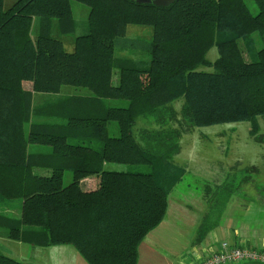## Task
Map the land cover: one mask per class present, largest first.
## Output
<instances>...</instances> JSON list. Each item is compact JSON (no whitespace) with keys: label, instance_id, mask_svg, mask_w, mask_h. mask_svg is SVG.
Instances as JSON below:
<instances>
[{"label":"trees","instance_id":"obj_1","mask_svg":"<svg viewBox=\"0 0 264 264\" xmlns=\"http://www.w3.org/2000/svg\"><path fill=\"white\" fill-rule=\"evenodd\" d=\"M72 1L88 14L86 32L67 52L61 38L77 29ZM4 2L0 236L39 248L70 246L87 264H137L139 245L165 219L185 174L174 162L183 135L248 122L264 144V0H252L256 14L245 0ZM129 25L150 28V39L127 37ZM65 86L88 94L61 95ZM139 119L151 128L136 130ZM89 178L95 186L83 188ZM210 220L212 212L197 241L213 228ZM0 264L24 263L0 253Z\"/></svg>","mask_w":264,"mask_h":264},{"label":"rangeland","instance_id":"obj_2","mask_svg":"<svg viewBox=\"0 0 264 264\" xmlns=\"http://www.w3.org/2000/svg\"><path fill=\"white\" fill-rule=\"evenodd\" d=\"M13 1L15 0H5V7L10 6ZM245 3L253 14L257 13V7L252 0H245ZM71 9L77 29L73 35L61 38L67 52L73 51L74 38L86 32L88 14V8L75 1L71 2ZM126 36L149 40L151 29L129 25ZM217 57L216 48H211L207 59L213 62ZM202 69L212 71V68ZM145 82L146 77L142 76L143 86ZM67 94L86 95L88 92L83 88L62 87L61 95ZM35 99L40 101L43 98L36 96ZM122 103L111 102L115 106ZM181 104L182 101L178 100L173 103V106L179 109ZM259 125L258 134L264 135L263 120H259ZM140 128H151V124L147 125L139 119L136 130ZM109 130L111 135H116V124L111 123ZM250 130L251 125L248 122L221 124L195 128L180 139L181 150L174 157V162L185 170V174L180 184L175 187L174 193L168 198V208L178 216L167 215L161 227L181 228L184 231L182 243L188 242L189 239L196 241V230L208 212H212V220L208 221V224L213 225V228L209 231L212 234L206 238L212 237L215 233L217 239L222 236L223 232H228L234 221L238 222L247 210L249 213L253 212L249 218L259 220L264 217L263 212L259 211L264 210L259 203V201L264 203L261 193V189L264 190V144L256 142ZM109 168L117 171H138L135 167L122 165H111ZM34 172L39 174V170ZM245 176L248 178L244 179ZM70 182L71 174L67 172L64 174L63 184L67 185ZM94 186L95 183L91 179H85L83 182V188L89 189ZM257 225L254 227L258 228ZM220 240L222 237L219 242ZM244 244L249 247H261L251 245L250 241ZM9 245L1 244L0 253L24 264H85L73 248L34 249L17 243ZM176 249L178 248L174 247V251ZM59 250L65 252L61 257L57 254Z\"/></svg>","mask_w":264,"mask_h":264},{"label":"crops","instance_id":"obj_3","mask_svg":"<svg viewBox=\"0 0 264 264\" xmlns=\"http://www.w3.org/2000/svg\"><path fill=\"white\" fill-rule=\"evenodd\" d=\"M89 179H91L93 183H96L95 178ZM173 191L170 195L174 193ZM259 211L263 212L264 214V210L260 209ZM252 213L253 212L249 213L247 210L246 213L242 214V217L238 222L234 221L232 228H229L228 232L222 233V240H220V242L227 241L233 245H236L244 244L246 243V241H250L251 245L264 246V217L260 218L259 220L249 218L251 217ZM170 214L176 215L173 211H171L170 208H168L166 216H169ZM248 222H250V224ZM162 223L153 231H151L139 245L137 264H196L203 258V256L207 252L219 249V239L221 237L217 239L218 237H216L214 233L212 237L206 238V236L212 234L209 232L210 230L208 231L209 233H206L205 237L202 240L197 241V237H195L196 241L195 239H189L188 242L182 243V234L184 231L181 228H171L167 226L161 227ZM256 224H258V228L254 227V225ZM10 243L25 245L34 249L39 248L27 245L22 242L12 241L6 239L4 236H0V245L2 244L10 246ZM61 247L72 248L66 245L51 246L47 248ZM174 247H177L178 249L174 251ZM64 253V251L59 250L57 254L61 257ZM76 254L85 264H87L85 260L79 255V253L76 252ZM251 264L259 263L252 262Z\"/></svg>","mask_w":264,"mask_h":264},{"label":"built area","instance_id":"obj_4","mask_svg":"<svg viewBox=\"0 0 264 264\" xmlns=\"http://www.w3.org/2000/svg\"><path fill=\"white\" fill-rule=\"evenodd\" d=\"M264 264V246L249 247L246 244L231 245L221 242L219 249L207 252L196 264Z\"/></svg>","mask_w":264,"mask_h":264},{"label":"water","instance_id":"obj_5","mask_svg":"<svg viewBox=\"0 0 264 264\" xmlns=\"http://www.w3.org/2000/svg\"><path fill=\"white\" fill-rule=\"evenodd\" d=\"M138 3H145V4H154L158 6H168L169 4L173 3L175 0H134Z\"/></svg>","mask_w":264,"mask_h":264}]
</instances>
